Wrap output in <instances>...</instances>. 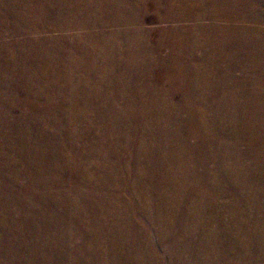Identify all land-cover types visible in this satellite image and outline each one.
Listing matches in <instances>:
<instances>
[{"label":"rangeland","instance_id":"1","mask_svg":"<svg viewBox=\"0 0 264 264\" xmlns=\"http://www.w3.org/2000/svg\"><path fill=\"white\" fill-rule=\"evenodd\" d=\"M2 1L0 0V43L25 41V25L13 16V3L9 6V12L2 15L8 0ZM229 24L223 19L220 21L221 27ZM57 26L56 18L47 15L44 22H38L36 31H32V39L58 34ZM233 26L243 28L246 25L236 21ZM113 30L118 32L117 27ZM15 45L13 49L16 50L19 45ZM29 46L31 45L26 48L29 59L43 57L38 50ZM230 49L227 45H219L218 49L214 48V52L217 55L228 50L232 54ZM7 57H3V65L0 62V264H103L104 259L101 256H105V262L111 263L116 259L113 253L116 249L132 255L144 253L150 264H175L171 253L173 249H181V253L185 249H200L201 235L205 233L203 227L206 224L189 220L188 226L191 230L187 234L182 228H177L178 220L167 218L166 212L158 209L161 197L156 183L149 180L153 173L143 167L144 152L150 153L154 147L151 135L148 132L146 135L142 133L140 119L143 115L141 117L142 110L137 108L147 104L144 105L147 109L146 117L147 114L151 117L150 113H153L150 107L155 113L163 112L167 118H171H168L169 126L179 131V136L189 130L183 121L190 118L189 111L182 108L181 102L185 98L182 90H169L166 84L167 93L164 91L163 95L169 98L167 106L161 110L144 101L148 92L141 93L143 85H138L137 89L131 88V84L124 79L130 75H126L122 64L108 61L105 64L109 67V75L115 83L110 89L106 84L95 89L98 91L96 99H113L116 103L111 104L115 107L112 109L120 108L127 113V105H135L136 113L111 125H103L96 117H91L88 122L80 119L82 117L78 119L77 111L60 109L55 102L59 99L58 94L52 85L47 84L51 80L47 71L35 73L30 60L25 62L15 57V61H12ZM217 57L221 58L219 55ZM46 62L54 64L51 59ZM50 64L45 66L51 70L54 65ZM26 68L33 75L31 88L22 78V72ZM229 69L234 72V78L243 79L246 75L249 79L251 77L253 82H249L247 88L252 93L257 92V99L264 102V74L259 71L252 75L240 70L234 71L233 65ZM124 82L125 85L122 86ZM226 82L229 85L232 83L228 79ZM86 87L70 89L78 106L83 108L84 105L87 114L92 111L91 116L96 114L97 108L86 99H93L94 95L89 94L95 90L90 84ZM88 87L92 89L88 91ZM73 96L68 95V100L71 101ZM238 98L240 103L245 101L244 96ZM253 100L255 101L252 96ZM237 112L234 110L231 115L233 117L238 114V118L229 119L227 116L225 121L235 120L233 122L238 124L236 120L241 119L240 123L244 127L239 124L240 131L232 129L228 126L229 123L226 125L220 122L225 130L224 135L234 139L231 141L232 146H237V150H226V158H221L223 161H217L216 157L210 155L208 164L204 166L196 159L194 167H191L201 174L209 168L208 170L214 172L215 179L224 186L226 176L220 172L215 174V171L218 167L226 171L234 163L238 164L241 172L243 170V183L248 192L250 191L247 197L253 207L249 211L251 223H248L252 230L239 234L233 231V225L232 231H229L233 244H229L218 241L225 235L223 231H218V226L211 224L210 233L213 232L216 238L205 249H264V223H252L255 212H259L264 219V178H258L257 173L248 177L245 174L248 171L259 172L257 169L264 165V134L260 122H256L254 128L246 120L247 117L242 116V111ZM256 118L260 116L255 115ZM193 136L190 135L187 142L197 146L198 138ZM142 140L146 143L143 148ZM228 146L232 147L229 144ZM164 153H169L168 148H164ZM257 154L261 156L260 159ZM186 158L188 161V157ZM216 197L223 204H227L230 199L227 191ZM191 198L195 202L200 200L196 193ZM187 204L194 205L192 202ZM242 216L239 215V222L244 221ZM125 225H129V229L122 228ZM126 230L129 231L125 235ZM247 232L251 235L243 237V233ZM200 259L202 261L205 258ZM125 264L131 263L128 261Z\"/></svg>","mask_w":264,"mask_h":264},{"label":"bare ground","instance_id":"2","mask_svg":"<svg viewBox=\"0 0 264 264\" xmlns=\"http://www.w3.org/2000/svg\"><path fill=\"white\" fill-rule=\"evenodd\" d=\"M12 3L13 16L24 23L27 38L21 43H0L1 65L2 59L5 60L3 57L8 56L12 61L18 57L20 61L30 60L35 73L47 71L51 78L47 84L52 85L59 97L55 100L56 105L62 110L77 111V118L82 117L80 119L89 122L91 117H96L101 124L111 125L136 113L135 105H127V113L120 108L113 110V99H96L98 91L95 89L104 87V84L110 89L115 83L105 64L108 61L122 64L126 75H130L124 79L131 84V88L137 89L138 85H143L141 93L148 92L144 101L161 110L167 106L169 98L163 95L166 84L169 90L183 91L185 98L181 102L182 108L189 111L190 118L181 120L189 130L179 136V131L169 126L168 118H171H167L166 114L155 113L150 107L153 113L149 112L151 117L148 114L146 117L147 109L144 105L147 104L137 108L142 110V133L146 135L148 132L153 139L152 152H144L143 167L153 173L149 180L156 183L161 197L158 209L166 212L167 218H176L177 228H182L186 234L191 230L189 220L206 224L203 227L205 233L201 235L200 249H182L181 253V249L171 248L175 264H264V249H205L216 238L213 232L210 233L211 224L218 226V231H223L225 235L218 241L229 244H233L229 232L233 225V231L239 234L252 230L249 211L253 206L247 197L250 191L241 178L243 170L241 172L237 163L226 171L218 167L215 174L220 172L226 176V184L222 186L209 168L202 174L193 169L196 159L204 166L208 164L210 155L216 157L217 161H223L221 158H226V150H237V146H232L231 141L234 139L224 135L225 130L220 123H229L232 129L240 131L239 124L244 127L240 123L241 119L236 120L238 124L234 123L235 120L225 121L227 116L229 119L239 117L238 114L232 117L234 110L242 111V116L247 117L246 120L254 128L256 122H260L264 134V102L257 99V92L252 93L247 88L249 82H253L251 77L249 79L246 75L243 79L234 78V72L229 69L233 65L234 71L240 70L251 75L259 71L264 74V0H8L2 15L9 12ZM47 15L56 18L58 34L32 39V31H36L38 22H44ZM221 19L230 24L221 27ZM236 21L246 26L234 27ZM154 24L160 26L155 27ZM115 27L118 32L113 30ZM15 44L19 45L16 50L13 49ZM27 45L34 47L43 57L29 59L26 54ZM219 45L230 47L232 54L227 50L224 54H217L221 58L217 57L214 48L218 49ZM48 59L54 64L46 62ZM47 64L54 67L50 70L46 68ZM32 77L27 68L22 72L24 83L30 88ZM226 79L232 83L229 85ZM88 84L95 91L89 94L94 95L93 99L87 98L86 101L97 108L96 112L93 111L96 114L91 116L92 111L87 114L84 105L83 108L78 106L70 89H85ZM121 85H125V82ZM92 88L88 87V91ZM68 95L73 96L71 101ZM240 96L245 97L243 103L239 102ZM252 96L256 102L252 101ZM255 115L260 118L255 119ZM190 135L197 136V146L188 144L187 138ZM141 146H146L144 140ZM165 147L168 148V154L164 153ZM257 170L259 172L248 171L246 177L257 173L258 178H264V165ZM193 191L199 196L197 202L192 201L194 199L191 196L195 194ZM224 191L230 195L227 204L216 197ZM190 202L194 205L187 204ZM240 214L244 218L242 222H239L241 218L238 219ZM252 223H264L259 212H255ZM128 226L122 228L129 229ZM128 231H125V235ZM243 235L247 238L251 234L247 232ZM235 236L233 234L234 239ZM211 239H214L213 242ZM113 253L116 258L114 261L118 264L128 261L131 264H150L144 253L132 255L125 251L121 253L119 249ZM201 257L205 259L201 261ZM100 258L104 259L103 264L115 263L105 262V256Z\"/></svg>","mask_w":264,"mask_h":264}]
</instances>
